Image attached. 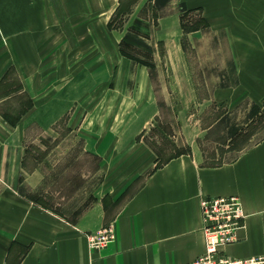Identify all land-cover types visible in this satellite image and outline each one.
I'll list each match as a JSON object with an SVG mask.
<instances>
[{
	"label": "crops",
	"instance_id": "1",
	"mask_svg": "<svg viewBox=\"0 0 264 264\" xmlns=\"http://www.w3.org/2000/svg\"><path fill=\"white\" fill-rule=\"evenodd\" d=\"M124 2L0 0V88L15 71L19 93L33 103L15 125L0 112V264H190L206 252L202 198L231 195L241 198L245 219L223 253L264 255V138L219 164L206 163L192 142L159 165L141 139L163 117L169 86L181 95L177 102L227 105L202 129L208 139L232 140L264 109V0H138L129 17L150 8L141 30L151 63L127 57L126 26L111 27ZM191 9L207 22L188 38L197 67L213 73L208 98H200L183 43V14ZM67 116L65 140L80 138L97 164L52 206L45 201L46 166L61 162H31L28 124ZM63 143L54 151L73 147ZM139 181L111 213L106 197L114 203ZM103 229L113 238L91 246L90 236Z\"/></svg>",
	"mask_w": 264,
	"mask_h": 264
},
{
	"label": "rangeland",
	"instance_id": "2",
	"mask_svg": "<svg viewBox=\"0 0 264 264\" xmlns=\"http://www.w3.org/2000/svg\"><path fill=\"white\" fill-rule=\"evenodd\" d=\"M137 1L125 0L123 6L126 11H131ZM141 11L140 17L136 18L133 16L129 17V13L121 15L114 20L113 25L122 29L123 26H126L127 36L123 43L127 57L139 63H151L155 58L151 52V45L146 39L147 33L141 30V25L148 19L150 8L145 7ZM206 27L207 24L201 10L191 9L184 12L183 43L188 49L189 59L193 62L195 68L194 76L198 85L197 89L201 95L200 98L209 97L211 87H208V84L211 83L210 79L213 77V73L212 71L204 72L197 67L198 55L193 49V43L190 42L188 33L194 31L191 29L198 28L196 30H199ZM160 78L162 80L163 76H160ZM169 78L171 82L172 78ZM8 80L9 82L0 88V100L7 93H10V90H17L18 94L16 93L12 97L1 101L0 112L15 117L28 107L29 98L25 93H19L20 79L15 71L11 72ZM161 82L164 81L162 80ZM163 88L165 89V87ZM177 95V89L174 86H169V103L161 104L163 117L153 122L141 135L143 142L150 148V153L157 157L158 165L168 158L189 151L192 142L201 145L206 163H223L235 158L240 151L264 138V109L255 110L253 120L247 126H244L237 135L227 138L232 137V140H221V137L225 136H212V139H208L202 129L209 127L216 117L222 115L227 110V105L217 102L182 103L177 102V98H182L181 95ZM171 98H174L173 103L170 102ZM68 129V116L57 123H49L45 119L36 118L31 119L28 124L27 157L31 162L41 161L47 157L59 159L61 162V165L57 167H53L54 164L52 163H47L46 166L49 176L45 187V195H47L45 201L52 206H59L64 201L59 196L61 191L62 195H67L70 190H73L75 185H81L80 176L85 174L86 171L89 174V169H95L97 164L95 158L91 160L84 153L83 141L80 138L72 139V141L70 138L65 140L68 135ZM61 143L68 146L70 143L73 147L67 152L65 150L54 151ZM75 176H78L77 180H74ZM71 178L74 182L69 184L68 182ZM139 185L140 181L114 203L111 198L106 197L105 202L112 205L111 213H114L125 198Z\"/></svg>",
	"mask_w": 264,
	"mask_h": 264
},
{
	"label": "built area",
	"instance_id": "3",
	"mask_svg": "<svg viewBox=\"0 0 264 264\" xmlns=\"http://www.w3.org/2000/svg\"><path fill=\"white\" fill-rule=\"evenodd\" d=\"M206 252L190 264H264V255L234 258L223 253V247L237 240L244 225L243 202L237 195L204 197L201 200ZM113 238L110 229L90 236L91 246L102 247Z\"/></svg>",
	"mask_w": 264,
	"mask_h": 264
},
{
	"label": "trees",
	"instance_id": "4",
	"mask_svg": "<svg viewBox=\"0 0 264 264\" xmlns=\"http://www.w3.org/2000/svg\"><path fill=\"white\" fill-rule=\"evenodd\" d=\"M131 11H126V8L123 6V3H121V5L119 6V8L117 9V11H116V13H115V15H114V17H113V19L111 20V27H113L114 25H113V22H114V20L117 18V17H119V16H121V15H125L126 13H130ZM206 21V20H205ZM206 24H207V22H206ZM196 29H198V28H196ZM196 29H191V30H196ZM10 78V74H9V76H7V80ZM22 87V85H21V83H20V85H19V88H21ZM13 91H16V90H13ZM29 105H28V107L26 108V109H24L22 112H20V114H18L17 116H11V115H9V114H6V113H3V116L5 117V119H7V121H9L11 124H13V125H15V124H17L19 121H20V119H21V117L26 113V111H27V109L28 108H31L32 107V101H31V99H29V103H28Z\"/></svg>",
	"mask_w": 264,
	"mask_h": 264
}]
</instances>
